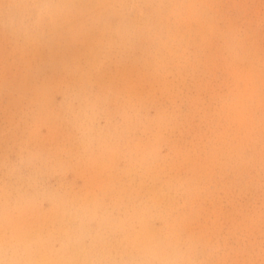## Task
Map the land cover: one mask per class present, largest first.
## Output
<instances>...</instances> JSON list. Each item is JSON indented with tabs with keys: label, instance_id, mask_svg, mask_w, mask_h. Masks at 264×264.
Segmentation results:
<instances>
[{
	"label": "rangeland",
	"instance_id": "1",
	"mask_svg": "<svg viewBox=\"0 0 264 264\" xmlns=\"http://www.w3.org/2000/svg\"><path fill=\"white\" fill-rule=\"evenodd\" d=\"M64 7L0 5V264H264V0Z\"/></svg>",
	"mask_w": 264,
	"mask_h": 264
},
{
	"label": "bare ground",
	"instance_id": "2",
	"mask_svg": "<svg viewBox=\"0 0 264 264\" xmlns=\"http://www.w3.org/2000/svg\"><path fill=\"white\" fill-rule=\"evenodd\" d=\"M4 1L5 0H0V5H3L4 4ZM10 1V0H9ZM13 1V0H12ZM15 1V0H14ZM29 1H31V0H19V3H20V5L21 6H24L25 4L26 5H28L29 4ZM33 2H35L37 5H38V8H39V11L40 12H42V13H39V18H40V21H41V25L42 26H51V27H53V28H55L56 30H57V33L58 32H60V26H61V24H60V19L61 18H68L67 16H68V12L65 10V7L64 6H68V7H70V8H72L73 9V11H75V12H83V11H85L86 9H90V8H97V7H101L102 8V6L103 5H105V3L107 2V0H63V1H60V2H58V3H49L48 4V7L45 5V0H33ZM127 2H128V0H127ZM6 7V6H5ZM26 8V7H25ZM143 9V8H142ZM94 12V11H93ZM45 13H46V16H44L45 15ZM14 15V14H13ZM16 15V14H15ZM207 15V14H206ZM87 16V15H86ZM2 17H4V15L2 14ZM6 17V16H5ZM75 17V16H74ZM112 17V16H111ZM110 18V17H109ZM209 18V17H208ZM31 19V18H30ZM5 20V19H4ZM7 20V19H6ZM7 24V23H6ZM8 26V25H7ZM39 27V23H38V21L35 23V25H34V27H33V29H25L24 30V32H23V35H24V37H25V39L27 40V41H31V40H33V39H35L36 37H37V34L39 33V31H40V29L38 28ZM8 28V27H7ZM35 29V30H34ZM91 31V30H90ZM7 32H16V31H13V30H9V31H7ZM55 32V31H54ZM174 34V33H173ZM89 38V37H88ZM164 38V37H163ZM7 39V38H6ZM39 43L40 44H42L43 43V39H39ZM93 43V42H92ZM91 43V44H92ZM48 44V43H47ZM95 44V43H94ZM93 45V44H92ZM103 46V45H102ZM105 46V45H104ZM75 47V46H74ZM92 47V46H91ZM95 47H96V45H95ZM66 48V47H65ZM103 48V47H102ZM74 49V48H73ZM162 49V48H161ZM178 49V48H177ZM54 50V49H53ZM83 51V50H82ZM89 51V50H88ZM94 51V50H93ZM103 51V50H102ZM207 51V50H206ZM43 52V51H42ZM74 52V51H73ZM81 52V51H80ZM99 52V51H98ZM97 52V53H98ZM30 53V52H29ZM90 53V52H89ZM0 54H2V53H0ZM46 54V53H45ZM82 54V53H81ZM138 54V53H137ZM61 55V54H60ZM88 55V54H87ZM99 55V54H98ZM140 55V54H139ZM3 56V55H2ZM46 56H48V55H46ZM16 57V56H15ZM77 57V56H76ZM124 57V56H123ZM126 57V56H125ZM78 58V57H77ZM140 58H141V56H140ZM96 60V59H95ZM150 60V59H149ZM124 61V60H123ZM162 61H163V59H162ZM168 61V60H167ZM33 62V61H32ZM99 62H101V59H100V57L98 58V63ZM104 62V61H103ZM103 62H102V64H103ZM106 62V61H105ZM115 62V61H114ZM125 62V61H124ZM133 62V61H132ZM165 62V61H164ZM176 62V61H175ZM179 62H180V60H179ZM20 63V62H19ZM77 64V63H76ZM112 64V63H111ZM148 64V63H147ZM146 64V65H147ZM167 64V63H166ZM137 65V64H136ZM139 65V64H138ZM86 66V65H85ZM122 66V65H121ZM128 66V65H127ZM130 66V65H129ZM128 66V67H129ZM140 66V65H139ZM142 66H143V64H142ZM155 66H156V64H155ZM136 67V66H135ZM138 67V66H137ZM147 67V66H146ZM150 67V66H149ZM120 68V67H119ZM163 68V67H162ZM167 68V67H166ZM123 69V68H122ZM131 69V68H130ZM147 69V68H146ZM176 69V68H175ZM126 70V69H125ZM136 70V69H135ZM134 70V71H135ZM174 70V69H173ZM73 71V70H72ZM122 71V70H121ZM140 71V70H139ZM151 71H149V73H150ZM164 72V71H163ZM74 73H75V70H74ZM118 73H120V72H118ZM124 73V72H123ZM126 73V72H125ZM130 73V72H129ZM144 73V72H143ZM145 73H146V71H145ZM149 73H147V74H149ZM175 73V72H174ZM179 73V72H178ZM178 73H177V75H178ZM182 73V72H181ZM133 74H135V73H133ZM137 74H138V72H137ZM137 74L135 75V76H137ZM151 74V73H150ZM180 74V73H179ZM118 75V74H117ZM141 75V74H140ZM139 75V77H141ZM160 75V74H159ZM29 76V75H28ZM32 76V75H31ZM61 76V75H60ZM76 76V75H75ZM123 76V75H122ZM147 76V75H146ZM174 76V75H173ZM105 77V76H104ZM115 77V76H114ZM127 77H128V79L130 78L128 75H127ZM144 77H145V74H144ZM148 77V76H147ZM155 77V76H154ZM157 77V76H156ZM163 77V76H162ZM112 78V77H111ZM119 78V77H118ZM146 78V77H145ZM151 78V77H150ZM153 78V77H152ZM151 78V79H152ZM158 78V77H157ZM168 78V77H167ZM68 79V78H67ZM72 79V78H71ZM76 79V78H75ZM134 79H135V77H134ZM151 79H149V81H147V82H149L150 83V80ZM170 79V78H169ZM172 79V78H171ZM131 80H133L132 79V76H131ZM136 80H138V79H136ZM155 80V79H154ZM168 80V79H167ZM180 80H181V78H180ZM180 80H179V83H180ZM185 80H187V79H185ZM100 81V80H99ZM114 81H115V78H114ZM119 81V80H118ZM128 81H130V80H128ZM144 81H146V80H144ZM144 81H143V83H144ZM12 82V81H11ZM108 82V81H107ZM120 82V81H119ZM126 82V84L128 83L127 81H125ZM124 82V83H125ZM134 82V81H133ZM152 82V81H151ZM160 83V82H159ZM162 83V82H161ZM164 83V82H163ZM7 84V83H6ZM132 84V83H131ZM136 84V83H135ZM141 84H142V82H141ZM148 84V83H147ZM165 84V83H164ZM174 84V83H173ZM129 85V84H128ZM146 85V84H145ZM149 85V84H148ZM150 85H151V83H150ZM156 85V84H155ZM154 85V86H155ZM134 86V85H133ZM171 86V85H170ZM39 87V86H38ZM47 87V86H46ZM117 87V86H116ZM137 87V86H136ZM135 87V88H136ZM140 87H141V85H140ZM168 87V86H167ZM134 88V87H133ZM141 88H144V87H141ZM140 88V89H141ZM166 88V87H165ZM139 88L137 87V89L136 90H138ZM40 90V89H39ZM165 90V89H164ZM163 90V91H164ZM145 91V90H144ZM146 92V91H145ZM144 92V93H145ZM136 93V92H135ZM137 93H140V92H137ZM135 95V94H134ZM133 95V96H134ZM180 95V94H179ZM137 98V97H136ZM138 98H141L140 96L138 97ZM107 99V98H106ZM129 99V98H128ZM142 99V98H141ZM133 100V99H132ZM150 101H151V99H150ZM124 102V101H123ZM96 103V102H95ZM126 103V102H125ZM130 105H132V104H130ZM153 105V104H152ZM137 106V105H136ZM141 106V105H140ZM102 107V106H101ZM139 107V106H138ZM132 108V107H131ZM137 108V107H136ZM135 108V109H136ZM145 108V107H144ZM151 108V107H150ZM101 109V108H100ZM128 109V108H127ZM132 111V110H131ZM141 111V110H140ZM201 114V113H200ZM50 119V118H49ZM52 123V122H51ZM50 123V124H51ZM60 124V123H59ZM66 125V124H65ZM60 130H61V128H60ZM49 133V132H48ZM64 134V133H63ZM51 135V134H50ZM131 135V134H130ZM60 137V136H59ZM160 143V142H159ZM158 143V144H159ZM120 148H121V146H120ZM158 149H159V147H158ZM117 150H119V149H117ZM101 160V159H100ZM99 161V160H98ZM118 161V160H117ZM136 166V165H135ZM119 167V166H118ZM175 169V168H174ZM131 170V169H130ZM13 173L14 174H18V172H19V170L18 169H16V168H13ZM114 173V172H113ZM203 173V172H202ZM191 177V176H190ZM104 181V180H103ZM99 183V182H98ZM112 184V183H111ZM117 184V183H116ZM211 187V186H210ZM108 190V189H107ZM115 190V189H114ZM104 193V192H103ZM111 194V193H110ZM40 210V209H39ZM59 211V210H58ZM72 215V214H71ZM41 220V219H40ZM36 227V226H35ZM20 233V232H19ZM24 233V232H23ZM28 238H30V237H28ZM71 252V251H70Z\"/></svg>",
	"mask_w": 264,
	"mask_h": 264
}]
</instances>
